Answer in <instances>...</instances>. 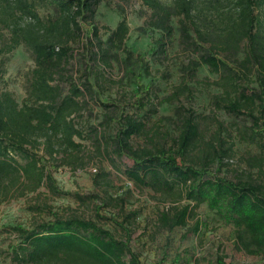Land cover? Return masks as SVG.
I'll use <instances>...</instances> for the list:
<instances>
[{
	"label": "trees",
	"instance_id": "obj_1",
	"mask_svg": "<svg viewBox=\"0 0 264 264\" xmlns=\"http://www.w3.org/2000/svg\"><path fill=\"white\" fill-rule=\"evenodd\" d=\"M150 10L149 25L160 31V37L150 44L151 52L165 54L173 35L172 17H178V29L183 43L195 48L198 59L187 68L194 74L205 64L219 73L213 81L222 88L213 95L217 108L234 115H247L251 140L264 134V0H141ZM100 0H0V23L9 31V42L0 54L18 46L31 53L34 67L26 86V101L18 103L9 90H0V204L19 190L35 191L44 185L53 194H71L57 189L43 155L53 158L59 149L80 151L83 146L75 138L85 137L74 122L86 103L81 97L92 88L90 65L85 67V80L75 83L66 79L64 91L57 79L63 77L65 64L71 55V43L88 40L100 59L107 63L112 49L123 50L124 65L135 79L131 100L110 103L98 101L115 120L117 129L111 139L115 153L129 157L133 163L127 176L138 186L184 195L194 203H205L235 227L237 237L250 250L264 248V180L231 179L220 176L211 164H223L226 149L216 150L207 142L201 164H184L186 155L200 143L201 132L197 115L187 110L177 115V134L171 146L139 147L132 139L146 133L145 117L157 110V96L152 90L154 80L146 84L141 78L150 76L139 53L135 62L144 68L135 73L129 60L132 52L124 47L128 25L122 18L103 40L93 20ZM46 10V15L40 13ZM152 33V32H151ZM94 39L96 42H92ZM242 54L241 57H238ZM145 64V65H144ZM3 73L0 62V78ZM255 84L252 85L251 82ZM187 86V85H186ZM166 100H170V97ZM132 110V111H129ZM144 113V114H143ZM105 120V121H106ZM178 158L180 162H178ZM249 166L264 167V156H252ZM20 186L21 189H20ZM188 206L162 220L168 228L184 225ZM121 225V224H120ZM21 244L14 249L21 263L54 264H141L129 247L128 239L116 238L91 219L71 216L54 217L35 227H15Z\"/></svg>",
	"mask_w": 264,
	"mask_h": 264
},
{
	"label": "rangeland",
	"instance_id": "obj_2",
	"mask_svg": "<svg viewBox=\"0 0 264 264\" xmlns=\"http://www.w3.org/2000/svg\"><path fill=\"white\" fill-rule=\"evenodd\" d=\"M40 13L45 16L47 12L40 9ZM122 18L128 25L124 47L132 52L129 62L135 73L143 75L144 68L138 67L135 57L149 51L148 55L144 54L143 63L147 62L151 74L143 75L141 81L146 84L151 77L156 101H161L157 110L145 117L146 133L132 139L134 146H171L177 134V115L189 109L197 115L202 140L187 153L184 164L198 167L202 152L208 148L206 143L211 142L214 149L227 151L221 166L218 167L217 162L210 165L218 175L264 180V167L261 170L250 167L248 160L252 156H264V134L251 140L248 129L251 120L247 115H234L215 106L213 95L222 91L213 82L219 78V73L210 71L205 64L194 74L189 71L188 64L198 59L199 53L181 41L178 17L171 19L173 35L165 54L160 55L151 52L154 48L150 49V44L161 33L148 24L150 10L141 0H100L93 20L104 40ZM8 42V28L0 23V48ZM92 42L96 41L92 39ZM71 47L63 70L64 78L56 77L67 91L69 81L66 78L71 77L78 84L83 82L85 67L90 65L92 88L79 97L86 105L74 116L75 125L85 135L75 140L83 146L80 151L59 149L53 158L43 149L38 150L57 189L71 194H53L42 185L35 191L25 190L23 195L16 189L10 200L2 202L0 264H37L21 263L15 258L14 249L21 244L22 238L15 227L30 229L56 216L91 219L116 238L128 239L131 251L141 264H264V248L246 249L233 224L205 203L196 205L183 194L179 195L173 184L174 194L134 184L126 174L133 161L125 155H117L111 143L117 125L115 120H106V115L112 113L98 104V97L110 103L131 100L136 83L125 68V53L112 49L107 64L93 53L97 50L88 40H76ZM0 62L3 66L0 90H9L22 104L26 101L27 81L34 67L31 53L22 46L9 52L4 50ZM169 97L170 100H166ZM184 206L190 211L184 225L172 228L164 225L162 212L170 217Z\"/></svg>",
	"mask_w": 264,
	"mask_h": 264
},
{
	"label": "built area",
	"instance_id": "obj_3",
	"mask_svg": "<svg viewBox=\"0 0 264 264\" xmlns=\"http://www.w3.org/2000/svg\"><path fill=\"white\" fill-rule=\"evenodd\" d=\"M95 170V169H94Z\"/></svg>",
	"mask_w": 264,
	"mask_h": 264
}]
</instances>
